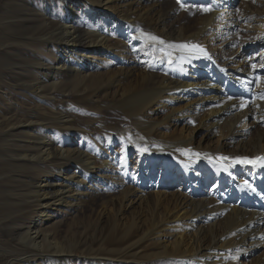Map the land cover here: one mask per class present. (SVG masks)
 I'll return each mask as SVG.
<instances>
[{"label": "bare ground", "instance_id": "1", "mask_svg": "<svg viewBox=\"0 0 264 264\" xmlns=\"http://www.w3.org/2000/svg\"><path fill=\"white\" fill-rule=\"evenodd\" d=\"M231 2L0 0V33L16 32L32 45L50 42V52L57 54L33 60L41 47H27L16 55L20 67L32 59L40 77L23 79L37 102L29 103L26 121L19 122L28 147L18 156L38 162L47 176L33 182L36 188L27 197L40 207L39 224L27 221L12 230L2 264L39 256L47 264H65L76 260L74 250L91 251L100 264H245L248 257L249 264H264V166L220 159L264 157V9L253 3L235 16ZM52 5L63 10L53 16ZM84 5L91 7L87 27L79 23ZM186 10L196 16L181 20L177 13ZM241 28L245 34L236 33ZM115 36L117 48L111 44ZM135 39L144 48L132 70L124 44ZM249 53H256L255 59L248 60ZM109 54L121 55L114 60L118 72L98 71ZM89 64L98 65L91 75L85 71ZM65 73L78 84L71 110L56 90L57 75ZM88 92L93 93L89 100ZM79 100L91 102L90 109L119 112L95 126L83 119L88 113L81 107H88ZM250 124L257 130L253 137ZM92 129L95 144H86L83 134ZM117 136L119 153L113 152ZM101 184L124 192L98 210L92 238L83 234L65 243L40 226L51 213L45 208L77 209L86 197L95 201ZM136 201L145 219L125 220ZM140 254L146 256L129 257Z\"/></svg>", "mask_w": 264, "mask_h": 264}, {"label": "rangeland", "instance_id": "2", "mask_svg": "<svg viewBox=\"0 0 264 264\" xmlns=\"http://www.w3.org/2000/svg\"><path fill=\"white\" fill-rule=\"evenodd\" d=\"M253 1L254 0H232L231 3L233 5H231V10L234 8L232 10L234 12V15L240 16L253 3V7L256 6L259 9H264V5L260 6L258 2ZM1 8L2 5L0 4V10ZM51 8H53L52 10L54 11L53 16H56L59 11L63 10V7L58 8L54 5H52ZM83 8L85 14L82 17L81 21L79 19V23L84 24V26L87 27L89 25V22L91 21V18L88 15L89 9H91V7L89 5H84ZM252 9L255 11V8ZM179 14L182 16L180 17L181 20L182 18H184V21L186 15L190 17L196 16L192 14L190 10H186V12L184 11V15L181 12L177 13V15ZM199 15H201V13H199L198 16ZM236 33L245 34L246 30L244 28H241L237 30ZM22 37L23 36H19L16 32L12 31H4L0 33V264L4 263L7 260L6 252L13 241L12 230H14L16 227L23 228L25 225L24 222L38 221V211L40 207L32 199H27V197L31 195V189L36 188V185H34L33 182H38L36 183L38 185L40 179L47 176L46 172H41L39 170L42 169L43 166H40L38 162H36L35 160L23 159L21 156H18L19 154L26 153L28 147L27 138L24 137L26 134L25 129H23V125L19 122L26 121L27 117L25 115V112L29 106V103L31 102L32 107H35V104L37 102L35 100V93L28 91L22 85V83H25V81H23L25 74L28 79L33 78L34 80H37L40 78L38 74L35 73L37 66L30 65V62L28 60L37 59L39 54L43 55V57L45 56V58H54L57 54H53V52H50L53 49L52 43L50 42L46 43L44 46L41 45L40 42H37L38 44L33 43L35 45H32L23 41ZM115 38L116 39H114V41L111 43L112 47H120L117 43L118 38L116 36ZM238 45L236 46V49L240 50ZM27 47L36 49H38L39 47L41 48L38 49L39 53L35 52V56L32 59L24 60V63L26 64L25 67H20L15 63L18 60L16 55L23 53V48ZM43 48L47 49L46 53L41 51ZM143 48L144 45L142 41L138 39H135L133 43L124 44V50L127 49L131 51V54L128 55V58L131 60H129V63H126V66L128 67L127 69H138L139 62H134V60H138L142 57ZM252 54L255 55L256 53H249V56L246 55L248 60H253L251 58L255 59V56ZM119 56L121 55L109 54V56H107L106 58V60H108V63L106 65H103L102 67H99L100 69H98V71L100 70L103 73L111 74L114 72H118V65L117 62H114V60L115 57L119 58ZM248 57L251 58L249 59ZM91 67L96 69L98 65L92 66L89 64L85 68L87 74L91 75L94 71V69H91ZM40 69L45 70V68ZM56 78L60 81V84L57 86L56 90L60 91V95L64 94V97H62L63 106L67 110H71V105L74 104L73 101L76 100V95L79 93L77 91V80L72 81L68 79L66 73L61 76L57 75ZM91 84L93 86H96L98 84V81L92 79ZM46 92L53 93L54 91H51V89L48 88ZM92 95L93 93L91 92L87 93L88 100ZM47 99L48 98H45L44 102L46 107H48L46 104ZM88 100H79L82 106L88 107V109L81 107L83 111H87L88 113L87 115L83 116V119H89L92 123L95 124V126H98L100 123L107 120V118L116 117L115 111L117 113L119 112V110L117 109L113 112L107 111L106 109H102V107L90 109V105L92 103ZM94 112H100V115L95 114ZM248 128L250 130H248V134L251 133V137L255 136L257 133V130L255 129L256 126L250 124ZM8 130V135L2 134L3 132H7ZM94 131L97 130L85 132L83 134L82 141L86 144L88 143L90 145H94L95 143L93 141V137L96 133ZM106 131H108L107 128ZM61 133L62 132H60V134ZM202 135L203 131L198 129L196 132V137L199 139V137H201ZM116 140L117 141L114 143V145L116 146L113 152L116 151L119 153L120 151H122V148H120L122 139L121 137L117 136ZM215 143L216 139H213L211 141V145H215ZM135 166L136 162L135 164H132V167ZM100 186H102V184ZM100 190V194L96 196L95 201H93L92 199L89 200V198L86 197L88 200L80 204L77 209H73L74 207H65L64 204H61L57 207L51 206L45 208L46 210L49 209L51 213L47 219L40 223V226L46 232H54L59 239H61L62 241H67L65 243L76 241L83 234H85L88 239L92 238L94 229L98 221V210L101 208L104 202L109 199V197L122 199L124 192V190L122 188L120 189V187L118 186H115L113 187V189H111L108 186L103 185ZM142 212L144 211H142L140 203L136 201L125 213V220H131L133 217L145 219V215H142ZM148 215L149 214H147V217ZM104 221L105 220H101V222L99 223L103 224ZM37 224L39 223L37 222ZM150 243L151 242L149 240L145 242L144 245H149ZM150 246L144 249L148 251V249H151ZM74 252L76 256H73V258L76 257V260H69L65 264H100L92 258L94 254L91 251L84 250L83 252L82 250H74ZM261 252L262 250H259L257 254H260ZM108 254L110 255V253ZM145 256L146 255L142 256L141 254L137 256L129 255L130 259L143 258ZM251 261L252 259L248 257L247 260H244L243 262L245 264H249L251 263ZM24 264L47 263L42 259V257L39 256L35 259L25 261Z\"/></svg>", "mask_w": 264, "mask_h": 264}, {"label": "snow or ice", "instance_id": "3", "mask_svg": "<svg viewBox=\"0 0 264 264\" xmlns=\"http://www.w3.org/2000/svg\"><path fill=\"white\" fill-rule=\"evenodd\" d=\"M205 11H208L209 9L205 8ZM147 35V34H145ZM152 39H158L156 37H151ZM181 48H185V49H189L191 50L192 48H198V45H193V46H189V45H181ZM171 62V61H170ZM253 68H255V65H253ZM264 98V97H262ZM220 159H234V162L236 163H241V164H253V165H259V166H264V157H256L254 159L252 158H248V157H236V158H226V157H221ZM247 185V182H245ZM248 187L251 188L250 185H248ZM254 190V189H253Z\"/></svg>", "mask_w": 264, "mask_h": 264}]
</instances>
